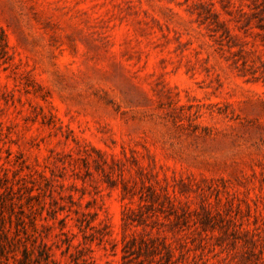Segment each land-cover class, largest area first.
I'll return each instance as SVG.
<instances>
[{"label":"rangeland","instance_id":"1","mask_svg":"<svg viewBox=\"0 0 264 264\" xmlns=\"http://www.w3.org/2000/svg\"><path fill=\"white\" fill-rule=\"evenodd\" d=\"M0 264H264V0H0Z\"/></svg>","mask_w":264,"mask_h":264},{"label":"trees","instance_id":"2","mask_svg":"<svg viewBox=\"0 0 264 264\" xmlns=\"http://www.w3.org/2000/svg\"><path fill=\"white\" fill-rule=\"evenodd\" d=\"M25 253H26V256H27V257H29V256H30V254H28V253H27V251H25Z\"/></svg>","mask_w":264,"mask_h":264}]
</instances>
